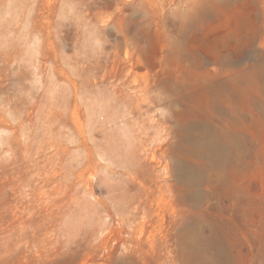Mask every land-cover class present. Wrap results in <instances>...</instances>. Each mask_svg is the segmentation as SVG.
I'll return each mask as SVG.
<instances>
[{"label": "rangeland", "instance_id": "obj_1", "mask_svg": "<svg viewBox=\"0 0 264 264\" xmlns=\"http://www.w3.org/2000/svg\"><path fill=\"white\" fill-rule=\"evenodd\" d=\"M0 264H264V0H0Z\"/></svg>", "mask_w": 264, "mask_h": 264}, {"label": "bare ground", "instance_id": "obj_2", "mask_svg": "<svg viewBox=\"0 0 264 264\" xmlns=\"http://www.w3.org/2000/svg\"><path fill=\"white\" fill-rule=\"evenodd\" d=\"M227 7V6H226ZM204 16V15H203ZM249 39H248V37H247V39H246V43L245 44H247V45H249V46H251L250 44H249V41H248ZM242 47V46H241ZM252 51V50H251ZM219 52V51H218ZM217 55V54H216ZM225 56H227L225 53H223L222 52V54L220 55L219 54V60H220V62H223V61H225L226 59H225ZM243 58V57H242ZM249 60V59H248ZM251 70V69H250ZM243 75V76H242ZM242 75H240L239 77H234V79H233V81H234V86L236 87V89L238 90H240L241 91V89H243L244 87L243 86H245V85H243L244 83H243V81L245 82L246 80H247V78L250 76V73L247 71L246 73H243ZM225 133V132H224ZM211 136H213V135H211ZM226 136V135H225ZM216 137V136H215ZM222 137V136H221ZM226 138V137H225ZM227 139H228V141H229V143L231 144V147L234 145V146H236V144H238V142H239V138H236V137H234V136H230V135H227ZM226 139V140H227ZM227 142V141H226ZM228 143V144H229ZM239 147V146H238ZM230 148V147H229ZM179 181H182V179H178ZM195 237V236H194ZM192 240V239H191ZM190 242H192V241H190ZM190 242H188V244L190 243ZM184 245V244H183ZM188 248H190V247H188Z\"/></svg>", "mask_w": 264, "mask_h": 264}]
</instances>
